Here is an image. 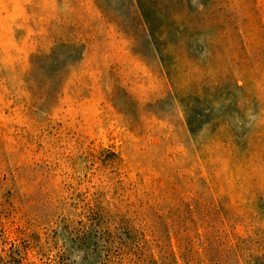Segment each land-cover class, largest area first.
<instances>
[{"label": "rangeland", "instance_id": "374dc122", "mask_svg": "<svg viewBox=\"0 0 264 264\" xmlns=\"http://www.w3.org/2000/svg\"><path fill=\"white\" fill-rule=\"evenodd\" d=\"M0 264H264V0H0Z\"/></svg>", "mask_w": 264, "mask_h": 264}]
</instances>
